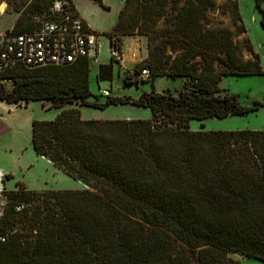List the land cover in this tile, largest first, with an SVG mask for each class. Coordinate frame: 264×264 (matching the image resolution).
Segmentation results:
<instances>
[{
  "label": "trees",
  "instance_id": "trees-1",
  "mask_svg": "<svg viewBox=\"0 0 264 264\" xmlns=\"http://www.w3.org/2000/svg\"><path fill=\"white\" fill-rule=\"evenodd\" d=\"M15 1L23 10L11 32L21 34L37 29L35 18H48L56 0ZM92 1L108 10L102 0ZM121 1L109 47L121 54V39L145 36L148 48L134 66L135 76L146 71V78L125 84L139 88L165 77L180 79L182 88L137 98L99 90L106 99L88 102L86 59L3 76L10 84L0 82V102L8 105L133 106L148 109L151 118L83 120L79 110L67 109L52 121L32 122L36 156L84 189L30 191L17 184L0 192V264H240L230 253L264 263V131L189 129L190 121L264 107H243L219 88L223 77L264 75L249 40H235L246 33L238 1ZM218 9L234 31L215 26Z\"/></svg>",
  "mask_w": 264,
  "mask_h": 264
},
{
  "label": "rangeland",
  "instance_id": "rangeland-1",
  "mask_svg": "<svg viewBox=\"0 0 264 264\" xmlns=\"http://www.w3.org/2000/svg\"><path fill=\"white\" fill-rule=\"evenodd\" d=\"M76 13L81 17L95 34L98 41V56L96 62L90 63L89 89L92 97L88 102H103L106 97L99 96V90L106 91V96L121 97L124 95L137 98L142 92L163 93L169 91L176 94L182 88L180 79L159 77L153 83H141L139 88L126 83L136 82L146 78V75L135 76L134 66L137 62L131 61L132 53L138 52L142 61L146 53L147 38L145 36L124 37L120 43L121 50L127 61L117 64L110 60L108 34L115 26L119 11L122 8L121 0H102L105 10L92 0H72ZM220 6L226 0H214ZM242 23L246 33L236 37L242 43L247 38L252 52L259 58L264 73V28L262 27L261 13L255 7V0H237ZM264 9V0H261ZM23 8L18 1L0 0V34L11 30L20 17ZM221 10L215 11L211 17L215 26L234 31L228 15H221ZM243 58L251 55L243 51ZM100 61L101 63H99ZM131 61V62H130ZM99 64V66H98ZM131 76V77H128ZM131 78V79H128ZM127 80V81H126ZM144 80V79H143ZM220 90L238 96L243 107H251L253 103L264 104V75L259 76H228L219 83ZM50 102H20L8 105L0 102V169L6 170V179L0 184V192H10L22 184L30 191H79L84 185L71 179L62 172L53 168L48 161L36 156L31 145L32 122H47L55 119L61 110L77 109L83 120H149L151 113L146 108L133 106L109 107L105 110H95L82 107L79 104L66 105L62 109H49ZM191 131H264V107L256 112L243 116H229L224 119H208L205 121H190ZM3 176V177H4ZM4 197L0 193V213L4 205ZM228 256L240 264H264L247 259L239 254L230 253Z\"/></svg>",
  "mask_w": 264,
  "mask_h": 264
},
{
  "label": "built area",
  "instance_id": "built-area-1",
  "mask_svg": "<svg viewBox=\"0 0 264 264\" xmlns=\"http://www.w3.org/2000/svg\"><path fill=\"white\" fill-rule=\"evenodd\" d=\"M35 20L38 28L34 31L14 34L6 30L0 34V82L10 84V81L1 78L19 68L60 66L79 59L90 63L97 61L98 41L95 34L76 11L70 10L66 0H56L48 18ZM109 51L110 58L120 64V52L111 48ZM142 74L147 73L143 71ZM100 92L107 95L104 90Z\"/></svg>",
  "mask_w": 264,
  "mask_h": 264
},
{
  "label": "crops",
  "instance_id": "crops-1",
  "mask_svg": "<svg viewBox=\"0 0 264 264\" xmlns=\"http://www.w3.org/2000/svg\"><path fill=\"white\" fill-rule=\"evenodd\" d=\"M71 2H72V4H73V1L71 0ZM75 8V7H74ZM81 18V17H80ZM82 19V18H81ZM83 20V19H82ZM84 21V20H83ZM85 22V21H84ZM86 23V22H85ZM108 44H109V42H108ZM110 48V47H109ZM123 52V49L121 50V62H120V64H122V63H125V62H128L127 61V57H125V55H124V53H122ZM147 56V53H146V55L144 56V58ZM131 58V61L133 62V63H135V62H140L141 60H140V54H138V52H134V53H132V56L130 57ZM125 61V62H124ZM130 61V62H131ZM99 63H101L100 61H98ZM98 66H99V64H98ZM5 174H7L6 173V170H1L0 169V179H2L3 178V176L5 175Z\"/></svg>",
  "mask_w": 264,
  "mask_h": 264
}]
</instances>
